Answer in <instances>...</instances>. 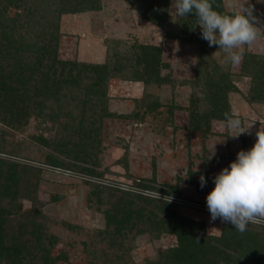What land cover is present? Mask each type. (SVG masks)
Returning a JSON list of instances; mask_svg holds the SVG:
<instances>
[{"label":"rangeland","instance_id":"374dc122","mask_svg":"<svg viewBox=\"0 0 264 264\" xmlns=\"http://www.w3.org/2000/svg\"><path fill=\"white\" fill-rule=\"evenodd\" d=\"M131 1L99 0L98 10L57 16L64 0H25L19 10L5 9L0 0V16L20 15L25 25H31L28 31L21 30L27 41L38 36L41 28L53 33L58 61L115 65V51L130 53V45L139 42L159 47L166 65L159 70L158 82L111 77L101 104L91 98L96 106L90 133L82 130L75 102H63L61 107L47 103L40 114L15 126L6 124L9 115L0 107V171L6 178L16 177L11 184L15 193L1 201L8 211L5 231L23 234L26 242L40 235L52 264H160L163 253L176 245L175 236L159 232L148 221L152 212L164 217L158 210L161 204L184 219L202 223L207 236H219L227 222L213 221L207 209L205 197L214 187L212 179L235 161L238 151L253 146L255 132L263 127L262 64L253 72L252 67L242 71L243 59L238 65L225 63L224 52L209 47L199 27L190 23L191 15L182 19L174 14L172 0H144L145 6L164 9L162 28L142 20L136 10L140 3ZM245 2L221 0V6L230 15ZM248 4L262 34L241 51L243 58L253 55L260 60L264 57V0H248ZM184 23L188 33L187 28L180 31ZM128 70L123 67L122 75L129 76ZM204 70L211 72L215 82L228 84L226 115L240 121L238 129L214 118H209L207 127L204 123L198 129L192 127L191 112L201 117L211 108ZM260 85L263 90L253 100V88ZM62 140L70 143L69 148L78 142L76 147L89 155L84 164L56 150ZM47 157L64 166L51 165ZM82 167L86 170L81 171ZM200 175L207 181L203 188ZM111 204H121L128 209L125 213L131 209L136 218L126 222L130 215L123 214V223L119 213L107 222L105 210ZM31 221L39 226L33 235ZM20 226L27 231H17ZM247 231H256L255 239L264 243V227L250 224ZM252 242L247 247L252 248ZM32 253L33 264H41L42 252L34 246Z\"/></svg>","mask_w":264,"mask_h":264},{"label":"trees","instance_id":"16d2710c","mask_svg":"<svg viewBox=\"0 0 264 264\" xmlns=\"http://www.w3.org/2000/svg\"><path fill=\"white\" fill-rule=\"evenodd\" d=\"M3 1L5 2V9L14 7L17 10L25 2V0ZM131 2L140 3V5L137 3L136 10L142 20L156 27H163L165 13L161 6L155 7L153 4L145 6L144 0H132ZM213 5L215 10L225 14L221 0H213ZM29 8L31 7H26L23 12ZM98 9L99 0H64L57 11V16ZM189 20L193 24L194 17L191 15ZM25 22L26 20L20 18V15L16 17L0 16V31L2 32L0 35V107L9 115V120L6 121L8 125H19L33 114L34 116L40 114L42 107L47 103L61 107L63 102L68 104L71 101L75 102L76 108H79L81 117L78 120L83 121L82 130L89 133L93 132L91 128L94 125V117L91 116V113L95 112L92 107H95L96 104L95 106L91 105L90 102H93L91 98L101 104L102 98H105V83L111 77L120 75V78L141 81L144 84L151 81L158 82L159 70L166 66L162 63L159 47L139 42L130 45V53H116L115 51L113 54L116 57L113 61L116 63L115 65L58 61L55 58V47L51 42L53 33L41 28L36 34L38 36L27 41L23 33L28 31L31 25L27 23L28 26H26ZM53 25L56 28V21ZM186 28L188 33L189 27L184 23L180 31L186 32ZM21 30L25 31L21 32ZM260 64L263 67L260 73L264 75V57L256 60L255 56L246 55L242 61V71H247L249 67H252L253 72H255ZM123 67L129 69V76L122 75ZM204 71V75L207 76L204 86L211 93L209 98L211 108L202 113L201 117L195 112H191V124L196 129L202 123L207 127L209 118L219 120H226L227 118L224 99L228 84L215 82L211 79V72ZM87 81L89 83L86 84ZM253 84L256 85L255 80ZM262 90L261 85L253 88V100L259 98L255 96H259ZM34 105L38 107L37 112H34ZM89 110L91 111L88 115L87 111ZM51 111L53 110L50 107ZM86 112V117H84ZM46 118L52 120L50 115ZM78 145V142L71 143V148H69L70 143L62 140L56 150L65 157L84 164L89 155L80 147H76ZM46 162L55 166H64L61 161L50 157H47ZM14 167L10 166L9 168L13 169ZM80 170L85 171L86 169L82 167ZM10 176L14 175L11 174ZM15 178H6L0 171V264L35 263L36 256L32 253L34 246L42 252L39 258L42 259L41 264H52L53 261L46 253L48 251L41 247L40 235L36 234L31 242H26L22 240L23 234L9 235V230L5 231L6 217L8 216L5 213L8 211L2 208L1 201L4 197L7 198L15 193L11 189V184ZM109 208L105 210L107 222L116 218L119 213L122 214L121 217L123 214L130 215L126 222L132 221V217L136 218L131 209L125 213L128 209L121 204H115L114 207L111 204ZM158 210L164 217H158L152 212L148 218V221L151 222L150 225L159 232L171 234L176 238V245L163 253V260H159L160 264H264V243L255 239L257 237L256 231L240 233L230 223H224L219 236H207L202 223L180 217L167 204H161ZM120 221L123 222V217ZM31 226V234L33 235V231L38 230L39 226L36 227L32 221ZM17 231H27V229L25 226H20ZM249 240H253L250 244L252 248L247 247ZM231 248L233 250L227 251Z\"/></svg>","mask_w":264,"mask_h":264},{"label":"clouds","instance_id":"9594fccd","mask_svg":"<svg viewBox=\"0 0 264 264\" xmlns=\"http://www.w3.org/2000/svg\"><path fill=\"white\" fill-rule=\"evenodd\" d=\"M245 4L248 0L230 15L215 10L213 0H172L171 8L179 18L192 15L194 28L199 27L201 38L209 47L222 50L225 63L238 65L243 59L241 49L262 34L252 5ZM226 125L238 129L240 121L227 117ZM255 137L250 149L238 151L235 161L213 177L214 187L205 197L211 219L230 223L240 233L246 232L250 224L264 227V127L260 126ZM199 183L201 188L206 185L203 175Z\"/></svg>","mask_w":264,"mask_h":264}]
</instances>
